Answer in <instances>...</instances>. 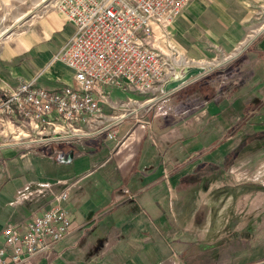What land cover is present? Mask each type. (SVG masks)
<instances>
[{"label":"crops","instance_id":"crops-1","mask_svg":"<svg viewBox=\"0 0 264 264\" xmlns=\"http://www.w3.org/2000/svg\"><path fill=\"white\" fill-rule=\"evenodd\" d=\"M16 1L28 8L0 34V95L24 81L76 87L53 60L74 24L53 0ZM263 12L264 0H189L167 25L169 42L193 61L178 79L203 73L126 116L114 138L31 134L0 146V247L7 227L23 232L62 189L71 218L64 238L16 263L8 249L7 264H264ZM101 89L106 114L137 95ZM42 184L49 192L37 193Z\"/></svg>","mask_w":264,"mask_h":264},{"label":"built area","instance_id":"built-area-1","mask_svg":"<svg viewBox=\"0 0 264 264\" xmlns=\"http://www.w3.org/2000/svg\"><path fill=\"white\" fill-rule=\"evenodd\" d=\"M53 1L74 24L75 31L54 54L53 60L72 70L77 86L69 84L48 91L24 81L9 92H3L0 95V146L18 144L31 134L36 135L40 143L100 133L114 138L116 126L126 116L144 108L151 100L174 93L186 83L170 91L163 88L166 82L180 77L181 68L193 64L170 44L167 28L189 0ZM259 20L260 28L264 27V12ZM157 26L161 29L160 47L152 44ZM254 31V27L250 28L243 42L224 58L232 59L238 54ZM103 85L137 95L108 103L112 113L106 114L100 105L106 95L101 89ZM48 190V185L42 184L37 193ZM51 196L48 207L34 214L23 232L12 227L4 230L0 264H7L8 249L11 261L16 263L22 253L48 248L69 234L71 218L63 206L68 197L67 189Z\"/></svg>","mask_w":264,"mask_h":264},{"label":"rangeland","instance_id":"rangeland-1","mask_svg":"<svg viewBox=\"0 0 264 264\" xmlns=\"http://www.w3.org/2000/svg\"><path fill=\"white\" fill-rule=\"evenodd\" d=\"M26 4L17 2L16 0H5L0 2V34L7 33L6 30L16 21L22 11L27 9ZM3 31V32H2ZM2 32V33H1ZM144 99V98H143Z\"/></svg>","mask_w":264,"mask_h":264},{"label":"water","instance_id":"water-1","mask_svg":"<svg viewBox=\"0 0 264 264\" xmlns=\"http://www.w3.org/2000/svg\"><path fill=\"white\" fill-rule=\"evenodd\" d=\"M202 73H203L202 69H200V68L189 69L186 76H184L180 79H174V81L167 83L164 87L165 88L164 90L170 91V90L174 89V87H177V86L183 84L184 82H187L191 77L199 76Z\"/></svg>","mask_w":264,"mask_h":264}]
</instances>
